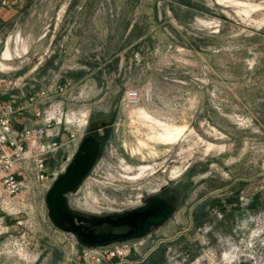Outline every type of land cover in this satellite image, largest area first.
<instances>
[{
    "label": "rangeland",
    "instance_id": "1",
    "mask_svg": "<svg viewBox=\"0 0 264 264\" xmlns=\"http://www.w3.org/2000/svg\"><path fill=\"white\" fill-rule=\"evenodd\" d=\"M20 1L0 0V101L53 85L45 104L81 114L47 160L51 184L93 135L70 209L112 218L155 197L170 209L84 245L50 221L48 189L20 195L28 217L0 198V264H264V0ZM128 88L149 96L125 107ZM163 125L185 130L163 144Z\"/></svg>",
    "mask_w": 264,
    "mask_h": 264
},
{
    "label": "built area",
    "instance_id": "2",
    "mask_svg": "<svg viewBox=\"0 0 264 264\" xmlns=\"http://www.w3.org/2000/svg\"><path fill=\"white\" fill-rule=\"evenodd\" d=\"M53 87L49 85L29 94L22 106L12 100L0 101V198L3 205L18 208L13 212L15 215L25 213L28 217L21 207L20 195L39 187L48 189L51 184L48 158L77 138L70 126H78L81 114L65 109L62 102L45 104ZM148 96V92L143 94L139 89L128 88L121 102L131 107ZM14 220L17 225L24 224L21 218L14 217ZM105 252L118 256L124 250L112 246Z\"/></svg>",
    "mask_w": 264,
    "mask_h": 264
},
{
    "label": "water",
    "instance_id": "3",
    "mask_svg": "<svg viewBox=\"0 0 264 264\" xmlns=\"http://www.w3.org/2000/svg\"><path fill=\"white\" fill-rule=\"evenodd\" d=\"M97 154V145L91 147L88 142L80 144L64 172L53 180L44 195L52 224L62 231L75 234L84 245L127 238L141 228L146 217L144 212H133L111 219L78 213L69 208L66 193L74 190L82 181Z\"/></svg>",
    "mask_w": 264,
    "mask_h": 264
},
{
    "label": "flooded vegetation",
    "instance_id": "4",
    "mask_svg": "<svg viewBox=\"0 0 264 264\" xmlns=\"http://www.w3.org/2000/svg\"><path fill=\"white\" fill-rule=\"evenodd\" d=\"M94 140H96L95 136L91 135L90 136V142H91L90 146H93L92 143L94 142ZM169 209H170V203H168V201L161 200L155 197L154 199L149 200L145 205L138 207L135 210L130 211V213L144 212L146 214V217L144 218L142 222L141 228L137 232L130 234L128 237H132V236H135L137 234L144 232L148 228V225L150 223L160 222V219H162L163 215L167 213ZM124 215L126 214H123L122 216ZM117 217H120V216H115V217H112L111 219L117 218Z\"/></svg>",
    "mask_w": 264,
    "mask_h": 264
},
{
    "label": "bare ground",
    "instance_id": "5",
    "mask_svg": "<svg viewBox=\"0 0 264 264\" xmlns=\"http://www.w3.org/2000/svg\"><path fill=\"white\" fill-rule=\"evenodd\" d=\"M240 4V3H239ZM163 131L157 134V139L163 144H169L179 139L185 128L183 126H162Z\"/></svg>",
    "mask_w": 264,
    "mask_h": 264
},
{
    "label": "crops",
    "instance_id": "6",
    "mask_svg": "<svg viewBox=\"0 0 264 264\" xmlns=\"http://www.w3.org/2000/svg\"><path fill=\"white\" fill-rule=\"evenodd\" d=\"M11 2V1H10ZM23 2V1H22ZM22 4L23 3H21V1L20 0H14V5H12V7L10 8V11H13V10H18L21 6H22ZM28 4V3H27ZM26 4V5H27ZM49 253H50V251H45V249H44V251H42L41 252V255H40V257L43 259V258H47V259H52L53 258V256H51V255H49Z\"/></svg>",
    "mask_w": 264,
    "mask_h": 264
}]
</instances>
